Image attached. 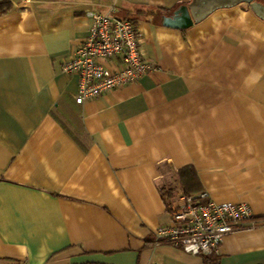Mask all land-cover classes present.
Segmentation results:
<instances>
[{
    "label": "crops",
    "instance_id": "obj_1",
    "mask_svg": "<svg viewBox=\"0 0 264 264\" xmlns=\"http://www.w3.org/2000/svg\"><path fill=\"white\" fill-rule=\"evenodd\" d=\"M9 1L0 264H264V21L249 5L174 29L162 15L191 0ZM87 11L130 18L150 67L77 104L62 62L88 34ZM185 165L208 198L252 210L254 226L208 256L153 244Z\"/></svg>",
    "mask_w": 264,
    "mask_h": 264
},
{
    "label": "built area",
    "instance_id": "obj_2",
    "mask_svg": "<svg viewBox=\"0 0 264 264\" xmlns=\"http://www.w3.org/2000/svg\"><path fill=\"white\" fill-rule=\"evenodd\" d=\"M85 15L88 34L62 62V72L77 77V104L138 80L150 67L143 58L140 31L130 18L111 12ZM169 213L170 221L153 230V244L166 243L194 256L216 253L225 235L255 224L245 202H216L205 192H179Z\"/></svg>",
    "mask_w": 264,
    "mask_h": 264
},
{
    "label": "water",
    "instance_id": "obj_3",
    "mask_svg": "<svg viewBox=\"0 0 264 264\" xmlns=\"http://www.w3.org/2000/svg\"><path fill=\"white\" fill-rule=\"evenodd\" d=\"M241 3L249 5L250 10L264 21V4L257 0H191L174 9L169 15L163 16L162 24L169 28L185 29L205 19L217 9L231 8Z\"/></svg>",
    "mask_w": 264,
    "mask_h": 264
},
{
    "label": "trees",
    "instance_id": "obj_4",
    "mask_svg": "<svg viewBox=\"0 0 264 264\" xmlns=\"http://www.w3.org/2000/svg\"><path fill=\"white\" fill-rule=\"evenodd\" d=\"M11 7V3L9 0H0V14L8 11ZM161 14L158 12L157 15ZM160 16V15H159ZM164 15H162L163 17ZM192 166L185 165L179 168L176 173L179 178V182L183 192L187 195H196L201 192V187L198 185V180L193 172ZM213 264H215V258L213 256Z\"/></svg>",
    "mask_w": 264,
    "mask_h": 264
}]
</instances>
